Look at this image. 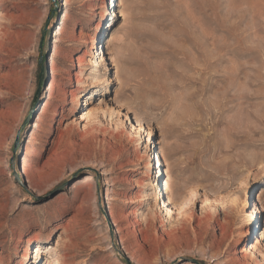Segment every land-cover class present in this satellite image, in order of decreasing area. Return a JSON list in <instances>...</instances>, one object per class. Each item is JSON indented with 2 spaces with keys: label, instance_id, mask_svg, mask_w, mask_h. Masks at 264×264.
<instances>
[{
  "label": "rangeland",
  "instance_id": "obj_1",
  "mask_svg": "<svg viewBox=\"0 0 264 264\" xmlns=\"http://www.w3.org/2000/svg\"><path fill=\"white\" fill-rule=\"evenodd\" d=\"M106 1L0 0V264H264V0Z\"/></svg>",
  "mask_w": 264,
  "mask_h": 264
},
{
  "label": "bare ground",
  "instance_id": "obj_2",
  "mask_svg": "<svg viewBox=\"0 0 264 264\" xmlns=\"http://www.w3.org/2000/svg\"><path fill=\"white\" fill-rule=\"evenodd\" d=\"M106 11H108V8H107V1L106 0H103V13H102V17L104 18L105 17V15H106ZM94 45H95V40H94ZM109 60H111V59H106V61H109ZM107 82H109V80L107 81ZM82 94V93H81ZM81 94H79V95H77L76 97H75V104L76 105H79L80 103H85V100H84V97L82 98L81 97ZM161 154H158L156 157L154 156V160L155 159H162L163 158V156H164V153H163V150H162V148H161V152H160ZM246 164H248L249 165V167L251 166V164L250 163H246ZM149 166H150V170L152 169V166H153V163H150L149 164ZM160 179V177L158 178V180ZM161 183V182H160ZM160 183H157V186H159L160 185ZM247 233H249V229L248 228H246V229H242L241 230V232H240V234L238 235V238L239 239H241V237H244Z\"/></svg>",
  "mask_w": 264,
  "mask_h": 264
}]
</instances>
